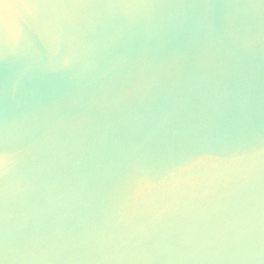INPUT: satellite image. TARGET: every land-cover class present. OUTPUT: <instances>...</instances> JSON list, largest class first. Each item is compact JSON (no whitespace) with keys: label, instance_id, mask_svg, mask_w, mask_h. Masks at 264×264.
Wrapping results in <instances>:
<instances>
[{"label":"water","instance_id":"1","mask_svg":"<svg viewBox=\"0 0 264 264\" xmlns=\"http://www.w3.org/2000/svg\"><path fill=\"white\" fill-rule=\"evenodd\" d=\"M0 264H264V0H0Z\"/></svg>","mask_w":264,"mask_h":264}]
</instances>
